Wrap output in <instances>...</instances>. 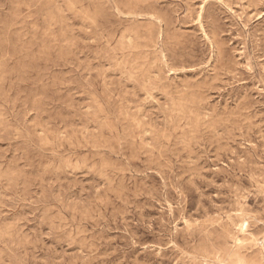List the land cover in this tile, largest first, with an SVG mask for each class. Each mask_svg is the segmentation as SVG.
<instances>
[{"label":"rangeland","instance_id":"obj_1","mask_svg":"<svg viewBox=\"0 0 264 264\" xmlns=\"http://www.w3.org/2000/svg\"><path fill=\"white\" fill-rule=\"evenodd\" d=\"M221 1L0 0V264H264V0Z\"/></svg>","mask_w":264,"mask_h":264},{"label":"bare ground","instance_id":"obj_2","mask_svg":"<svg viewBox=\"0 0 264 264\" xmlns=\"http://www.w3.org/2000/svg\"><path fill=\"white\" fill-rule=\"evenodd\" d=\"M221 1V0H220ZM223 1H221V3H222ZM225 3V2H224ZM201 27H202V25H201ZM204 33V32H203ZM206 34V33H205ZM260 243H261V245L264 247V239L263 240H261L260 241ZM264 254V253H263Z\"/></svg>","mask_w":264,"mask_h":264}]
</instances>
